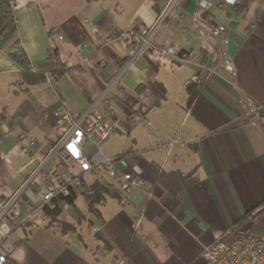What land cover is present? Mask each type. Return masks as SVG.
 <instances>
[{
  "label": "crops",
  "instance_id": "crops-1",
  "mask_svg": "<svg viewBox=\"0 0 264 264\" xmlns=\"http://www.w3.org/2000/svg\"><path fill=\"white\" fill-rule=\"evenodd\" d=\"M168 1L17 0L32 71L58 56L67 72L27 85L12 43L0 48V199L47 160L28 196L36 203L46 191L47 172L66 159H48L64 134L52 114L61 105L76 117L114 110L112 136L85 155L114 158L117 171L134 172L143 186L127 206L112 181L82 174L89 194L53 202L37 228L16 230L11 264H203L204 249L231 242L236 228L264 233L239 224L264 204V0H207L209 10L182 0L154 43L198 60L154 49L133 59L121 35L152 27ZM221 25L226 32L213 37ZM26 139L37 142L30 153ZM66 164L80 174L77 163Z\"/></svg>",
  "mask_w": 264,
  "mask_h": 264
},
{
  "label": "built area",
  "instance_id": "built-area-1",
  "mask_svg": "<svg viewBox=\"0 0 264 264\" xmlns=\"http://www.w3.org/2000/svg\"><path fill=\"white\" fill-rule=\"evenodd\" d=\"M182 0H169L165 8L158 15L152 27L138 25L123 33L121 37L134 48L135 59L143 55L147 49H154L160 55L168 56L184 63L192 59L198 60L197 53H184L175 46L159 48L154 43V37L160 27L169 19L178 17ZM239 0H226V3L235 5ZM198 7L209 10L211 3L207 0L198 1ZM13 7L17 6V0L12 1ZM226 32L225 26H218L212 30V36L221 37ZM63 39V37H60ZM224 54H228L224 52ZM226 68L234 72L233 63L227 61ZM250 109L256 110L253 104ZM53 117L61 126L64 134L60 141L51 148L48 159L58 154H64V161H58L48 172L46 177V191L34 203L28 193L36 188V178L47 160L42 163L39 170L34 171L24 183L11 195L0 199V264H11L10 258L14 251L11 241L12 234L23 226L37 228L42 219H46V209L50 208L53 201L69 197H83L89 194L84 187L82 174L94 173L98 179L107 178L112 181L121 192V202L128 206L129 194L140 189L143 181L136 177L134 172H119L115 167V159L104 157L91 159L85 155V147L92 144L99 147L110 139L114 132V110L96 112L94 109L81 116H74L64 105L53 111ZM28 142L23 148L24 153H30L37 146L34 139H26ZM1 145V137H0ZM78 164L80 174L72 172L67 161ZM91 193V192H90ZM233 240L228 243L219 240L206 247L202 254L203 264H264V233L257 235L245 233L237 229L232 234Z\"/></svg>",
  "mask_w": 264,
  "mask_h": 264
},
{
  "label": "trees",
  "instance_id": "trees-1",
  "mask_svg": "<svg viewBox=\"0 0 264 264\" xmlns=\"http://www.w3.org/2000/svg\"><path fill=\"white\" fill-rule=\"evenodd\" d=\"M13 0H0V48H5L7 45L12 43L14 61L22 68V77L27 85H35L44 83L47 80L46 74L50 73L55 77L63 76L67 70L60 61L58 56L53 59L49 58L47 61L41 63L38 66V71L33 72L28 55L18 38V19L16 17L14 7L12 5ZM99 192V191H98ZM96 193V192H95ZM94 196V195H93ZM92 196V197H93ZM74 197L60 198L54 200L57 207H60L62 203H73ZM91 207L95 208L96 204L100 202L96 196L91 198ZM259 212L252 211L245 215L239 224H243L248 221V218L253 216V224L264 227V204L261 206ZM58 212H62V209L58 208ZM256 212V213H255ZM49 213L48 209L45 211Z\"/></svg>",
  "mask_w": 264,
  "mask_h": 264
},
{
  "label": "rangeland",
  "instance_id": "rangeland-1",
  "mask_svg": "<svg viewBox=\"0 0 264 264\" xmlns=\"http://www.w3.org/2000/svg\"><path fill=\"white\" fill-rule=\"evenodd\" d=\"M253 216H254V214H252L249 218H248V222L249 223H251V224H253ZM242 225H245V222L242 224ZM264 228V227H263ZM237 230V228L234 230V231H236ZM245 231V230H244ZM248 233V232H247ZM228 243H230V241L228 242Z\"/></svg>",
  "mask_w": 264,
  "mask_h": 264
}]
</instances>
